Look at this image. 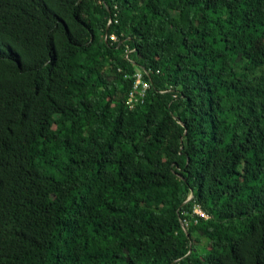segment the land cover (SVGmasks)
I'll return each instance as SVG.
<instances>
[{
	"label": "trees",
	"instance_id": "obj_1",
	"mask_svg": "<svg viewBox=\"0 0 264 264\" xmlns=\"http://www.w3.org/2000/svg\"><path fill=\"white\" fill-rule=\"evenodd\" d=\"M0 264H264V0H0Z\"/></svg>",
	"mask_w": 264,
	"mask_h": 264
},
{
	"label": "built area",
	"instance_id": "obj_2",
	"mask_svg": "<svg viewBox=\"0 0 264 264\" xmlns=\"http://www.w3.org/2000/svg\"><path fill=\"white\" fill-rule=\"evenodd\" d=\"M134 79H135V84L133 87L134 92H132V94L130 95V98H129V101L127 104L129 106V108H131V109L134 108L133 104L138 102L136 96L143 99L147 90L150 88L149 84L143 81L141 74L135 75Z\"/></svg>",
	"mask_w": 264,
	"mask_h": 264
},
{
	"label": "bare ground",
	"instance_id": "obj_3",
	"mask_svg": "<svg viewBox=\"0 0 264 264\" xmlns=\"http://www.w3.org/2000/svg\"><path fill=\"white\" fill-rule=\"evenodd\" d=\"M137 71V70H136ZM242 144V143H241ZM243 146V145H242Z\"/></svg>",
	"mask_w": 264,
	"mask_h": 264
},
{
	"label": "rangeland",
	"instance_id": "obj_4",
	"mask_svg": "<svg viewBox=\"0 0 264 264\" xmlns=\"http://www.w3.org/2000/svg\"><path fill=\"white\" fill-rule=\"evenodd\" d=\"M197 213H199V212L197 211Z\"/></svg>",
	"mask_w": 264,
	"mask_h": 264
},
{
	"label": "water",
	"instance_id": "obj_5",
	"mask_svg": "<svg viewBox=\"0 0 264 264\" xmlns=\"http://www.w3.org/2000/svg\"><path fill=\"white\" fill-rule=\"evenodd\" d=\"M184 229V228H183ZM185 230V229H184Z\"/></svg>",
	"mask_w": 264,
	"mask_h": 264
}]
</instances>
